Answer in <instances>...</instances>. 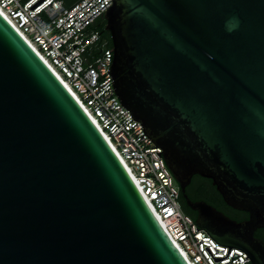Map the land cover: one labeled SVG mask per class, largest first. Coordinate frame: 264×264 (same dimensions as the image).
<instances>
[{
	"label": "water",
	"instance_id": "water-1",
	"mask_svg": "<svg viewBox=\"0 0 264 264\" xmlns=\"http://www.w3.org/2000/svg\"><path fill=\"white\" fill-rule=\"evenodd\" d=\"M122 104L214 240L264 264V0H113ZM161 152H157L160 155ZM213 180L239 222L192 200ZM197 230H200L197 228ZM0 264H190L75 95L0 11Z\"/></svg>",
	"mask_w": 264,
	"mask_h": 264
},
{
	"label": "built area",
	"instance_id": "built-area-1",
	"mask_svg": "<svg viewBox=\"0 0 264 264\" xmlns=\"http://www.w3.org/2000/svg\"><path fill=\"white\" fill-rule=\"evenodd\" d=\"M113 0H0V11L69 87L119 155L165 231L190 264H249L248 254L219 244L181 203V186L163 149L145 134L140 121L122 104L109 69L114 50L96 53L97 30L89 29ZM161 152V157L157 154ZM200 229V230H197Z\"/></svg>",
	"mask_w": 264,
	"mask_h": 264
},
{
	"label": "trees",
	"instance_id": "trees-1",
	"mask_svg": "<svg viewBox=\"0 0 264 264\" xmlns=\"http://www.w3.org/2000/svg\"><path fill=\"white\" fill-rule=\"evenodd\" d=\"M64 1H65V5L70 7L80 0H64ZM106 24H107V20L104 17V15H102L101 17L97 18L96 21L89 28L91 30L99 31L101 35L100 41L97 42L92 48V50L94 49L96 53H101L105 49L114 50L111 33L105 29ZM187 194L194 201L205 200L209 204H212L219 210L228 214L227 212L228 205L225 202L221 193L218 191L217 187L214 185L212 179L200 175H195L193 177L192 183L187 188ZM181 203L184 211L196 220L197 212L188 206L182 193H181ZM257 236L264 239V231L258 233Z\"/></svg>",
	"mask_w": 264,
	"mask_h": 264
},
{
	"label": "flooded vegetation",
	"instance_id": "flooded-vegetation-1",
	"mask_svg": "<svg viewBox=\"0 0 264 264\" xmlns=\"http://www.w3.org/2000/svg\"><path fill=\"white\" fill-rule=\"evenodd\" d=\"M227 212H228V216H230L231 218L239 221V222H242V221H245V220H248L250 218V214L246 211H243V210H238V209H235V208H232L231 206L228 205V208H227ZM264 231V228H259L257 231H256V236L258 233ZM259 237V236H257ZM261 238V237H259ZM262 239V238H261ZM264 240V239H263ZM251 264V263H249Z\"/></svg>",
	"mask_w": 264,
	"mask_h": 264
}]
</instances>
